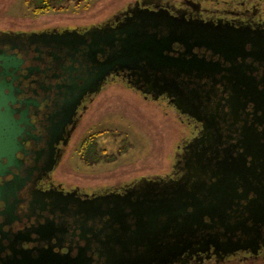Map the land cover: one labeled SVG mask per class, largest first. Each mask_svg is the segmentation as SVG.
I'll use <instances>...</instances> for the list:
<instances>
[{
	"label": "flooded vegetation",
	"instance_id": "flooded-vegetation-1",
	"mask_svg": "<svg viewBox=\"0 0 264 264\" xmlns=\"http://www.w3.org/2000/svg\"><path fill=\"white\" fill-rule=\"evenodd\" d=\"M82 2L84 10L87 0L66 4L74 3V9ZM81 17L80 24L0 31L9 35L0 39V50L21 61L11 92L6 91L12 94L9 107L19 129L13 159L0 160V264H106L102 254L117 252L115 238L144 235L139 229L145 219L130 215L129 209L143 201L147 189L139 186L144 181L158 183L159 199L168 185L175 196L179 188L201 187L199 202L206 199L205 204L225 210L222 216L204 215L196 252L168 264H182V259L183 264H264V0H119ZM167 22L176 28L207 25L209 44L220 41L216 44L224 46L223 51L212 45L193 49L196 58L210 65L193 86L202 94V107L193 113L206 117L212 126L207 133L167 95L154 99L145 88L132 86L137 73L111 58L121 44L120 30L138 25L158 40L168 34ZM67 44L78 45L81 54L72 55ZM93 47L94 55L82 57ZM184 50L173 42L165 53L177 58ZM103 65L108 70L99 89L85 85L91 74L94 79L102 75ZM117 84L161 111L170 108L175 122L184 127L177 132L173 163L157 174L127 180L114 176V184L68 182L65 168L77 140L80 163L88 169L113 164L125 153V140L117 152L98 147L100 137L115 138L108 134L111 130L82 136L103 91ZM166 194L171 196V190ZM111 195L121 198L116 199L119 210L99 199ZM126 195L131 198L119 203ZM108 210L130 216L121 225L106 215ZM174 226L176 236L179 226ZM238 242L247 249L223 254Z\"/></svg>",
	"mask_w": 264,
	"mask_h": 264
},
{
	"label": "water",
	"instance_id": "water-1",
	"mask_svg": "<svg viewBox=\"0 0 264 264\" xmlns=\"http://www.w3.org/2000/svg\"><path fill=\"white\" fill-rule=\"evenodd\" d=\"M154 23L155 26L159 25L157 22ZM209 28L207 25L193 26L188 24L176 28V25L167 22L168 34L166 37L157 40L156 36L143 33L140 26L133 25L118 32V41L121 44L111 57L118 64L123 63V65H127L128 69L137 73L131 82L132 86L138 89L145 88L144 91L152 93L154 99L164 94L167 95L182 114L195 117L198 122H201L202 131L206 133L211 130L212 126L205 121L206 117H198L193 113L202 107V94L193 86L194 79L201 80L205 77L204 73L209 71L207 69L210 68V65L204 59L196 58L193 49L211 47L210 45L221 51L224 49V46L218 45L220 41L209 44V40L212 39L208 33ZM124 34L126 38L122 40L121 36ZM7 36H9L8 33H0V39ZM173 42L181 44L185 49L177 58L170 57L169 54L165 53V51H170ZM66 47L72 51V55L81 54V49L76 44H67ZM95 52L93 47L88 52L84 51L82 57H89ZM188 55L191 58L187 59ZM20 64L21 61L15 55L0 50V160L13 159L17 148L15 139L19 122L13 119V111L10 109L9 103L13 101L10 92L13 87L14 73L17 72ZM105 69L106 67L103 65L102 75H96L95 79L91 74L85 85H91L98 90L100 83L104 80V74L108 70ZM9 77L11 80L7 81ZM7 90L10 92L6 93ZM206 98L209 100L208 96ZM157 184L153 181L142 182L139 187L144 185L147 189V192H144L143 201L129 207L130 215L134 213L142 221L145 219L144 227L139 229L144 230V235L115 238L116 240L112 242L118 247L117 252L107 251L102 254V257L106 259V264H168L174 260L179 261L187 252H196L195 247L200 243V231L204 215H209V212L221 216L225 215V210L222 207L205 204L206 199L202 202L198 201L197 193L201 191V187H193L189 191L179 188L178 195L175 196L174 187L168 185L163 187L165 192L161 193L162 197L159 199L160 187ZM167 190H171V196L166 194ZM117 198L119 197L111 195L99 199L102 202L114 204V208L119 210ZM130 198V195H126L123 200H119V203L124 200L128 201ZM176 199L175 206L174 201ZM262 210H264L263 207ZM106 215H109L112 220L116 217L121 225L125 218L130 216L123 213L112 214L110 210L106 212ZM162 217H165L163 224L159 223ZM174 225L179 226L176 236L174 235ZM170 230L173 231L171 235L168 234ZM160 231H163L165 235L159 236ZM208 244L206 242L203 246L206 247ZM222 245L226 247V245ZM227 247L229 249L223 252L224 255L240 249H247V246L240 242L230 243ZM250 247L255 251V246ZM185 260L182 259V264Z\"/></svg>",
	"mask_w": 264,
	"mask_h": 264
},
{
	"label": "rangeland",
	"instance_id": "rangeland-1",
	"mask_svg": "<svg viewBox=\"0 0 264 264\" xmlns=\"http://www.w3.org/2000/svg\"><path fill=\"white\" fill-rule=\"evenodd\" d=\"M117 1L119 0H87L88 7L84 10L80 8L84 6V2L74 9L72 7L75 4L70 3L68 13L36 16L27 7L26 0H0V31L35 29L61 23L80 24L81 16L105 10ZM67 18L69 21H65ZM122 87L123 85L117 84L115 89L103 91L95 112L82 130V136L87 133L104 135L106 130H111L112 133L108 134H114L115 138L110 139L105 135L100 137L98 147L117 152L123 147L125 140V153L113 164L88 169L80 163L77 152L80 142L77 144V140V146L73 150L75 153H72L65 168L64 177L68 182L114 184V176L123 175L127 180L141 173L157 174L173 163L174 151L180 141V134L177 135V132H182L184 127L175 122L170 108L161 111L157 105H149L137 96L129 95Z\"/></svg>",
	"mask_w": 264,
	"mask_h": 264
},
{
	"label": "trees",
	"instance_id": "trees-1",
	"mask_svg": "<svg viewBox=\"0 0 264 264\" xmlns=\"http://www.w3.org/2000/svg\"><path fill=\"white\" fill-rule=\"evenodd\" d=\"M68 1L71 0H26V5L34 14H39L50 10L64 9L69 6L66 4Z\"/></svg>",
	"mask_w": 264,
	"mask_h": 264
}]
</instances>
